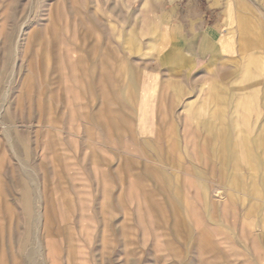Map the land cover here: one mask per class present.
Segmentation results:
<instances>
[{"label": "rangeland", "instance_id": "1", "mask_svg": "<svg viewBox=\"0 0 264 264\" xmlns=\"http://www.w3.org/2000/svg\"><path fill=\"white\" fill-rule=\"evenodd\" d=\"M238 18L264 0H0V264H264V67L199 51Z\"/></svg>", "mask_w": 264, "mask_h": 264}, {"label": "crops", "instance_id": "2", "mask_svg": "<svg viewBox=\"0 0 264 264\" xmlns=\"http://www.w3.org/2000/svg\"><path fill=\"white\" fill-rule=\"evenodd\" d=\"M227 15L228 18L231 19V11L229 7L227 9ZM237 24L240 31V41L237 47H235L233 37L230 33H226L225 35H222L221 33L217 35V37L215 38L214 33L215 32L219 33V30L214 26H212L209 29H206L202 33L200 39L199 51L201 55L206 56L207 69L212 70V72L214 69L212 59L215 57L216 54L218 57L219 56L221 57L222 68H224L226 66L224 62H229L228 59L232 55H234L235 53H241V52L243 53L242 49H246V48H252V49L255 48L256 50H258V52L255 51L253 52L252 55L249 56L244 54L241 69L245 70L246 72H248L249 69H254V71H256L257 73L260 68L264 67V34L258 32L256 26H254V24L247 21L246 19L238 18ZM174 56L169 58L172 59L173 61L176 60L178 63L179 61L180 63L185 61L184 55L178 54ZM227 69H229V67H227ZM148 85L153 86L154 84H148ZM148 85L142 89L141 97L143 102H145L148 99L146 95L151 94L149 91L151 88ZM144 91L147 92V94H145ZM142 117L143 114L141 113L140 119H142Z\"/></svg>", "mask_w": 264, "mask_h": 264}]
</instances>
